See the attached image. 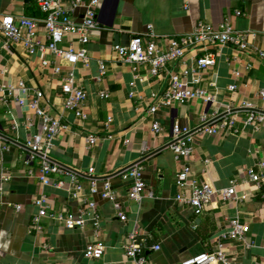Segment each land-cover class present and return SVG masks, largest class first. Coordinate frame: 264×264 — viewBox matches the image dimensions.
Here are the masks:
<instances>
[{
	"label": "crops",
	"instance_id": "obj_1",
	"mask_svg": "<svg viewBox=\"0 0 264 264\" xmlns=\"http://www.w3.org/2000/svg\"><path fill=\"white\" fill-rule=\"evenodd\" d=\"M0 14L42 15L35 0H0ZM80 15L79 10L74 16L78 19ZM224 19L254 36L249 38L247 50L212 49L216 63L201 72V86L213 100L175 102L150 114L151 93L166 88L173 66L169 64L153 76L147 65L122 62L113 46L127 44L133 34L145 32L151 25L158 46L166 48L170 38L189 33L199 20L216 26ZM97 21L98 28L90 32L87 43L89 61L74 69L86 92L83 119L64 108L63 72L54 74L51 68L39 65L40 58L62 65L61 58L48 51L29 56L20 45L0 50V84L13 88L7 101L0 102V264H126L123 245L131 232L148 245H159L157 250H144L145 264H181L213 250L218 242L231 264L263 262L264 181L257 187L246 171L264 159V121L245 124L244 118L249 112L264 111V58L255 54V50L264 51V0H104L97 8ZM68 43L77 44L76 38L67 37L64 45ZM195 53L186 52L190 66ZM99 61L105 64L100 80L96 78ZM20 81L24 90L18 86ZM35 91L42 92L38 106L68 125L47 140L48 144L42 119L30 106ZM226 106L230 107L228 117L234 116L236 131L195 134L188 164L191 179L206 181L215 189L226 188L235 179L237 198L215 194L196 215L189 204L176 200L178 193L188 194L189 188L177 185L182 161L170 149L172 127H192L201 113L210 115ZM153 120L160 126L156 133ZM89 133L97 136L91 146L86 142ZM35 135L43 149L33 154L27 143ZM32 154L30 165H25ZM45 157L62 168L61 174L50 175L49 184L39 179ZM137 162L143 166L145 182L139 201L128 198L131 181L124 177ZM71 174L82 191H73ZM59 180L60 186L56 184ZM92 181L98 188L102 182H110L115 200L125 210L124 221L117 217L111 200L90 193ZM41 195L46 197L48 212L63 218L77 219L84 214V196L94 201L100 214L97 233L89 221L69 228L65 220L49 216L41 218L40 228L35 227L31 219L38 207L33 200ZM16 205L21 208L16 210ZM232 217L243 225L242 240L220 237ZM97 239L105 245L102 256L86 258V245Z\"/></svg>",
	"mask_w": 264,
	"mask_h": 264
},
{
	"label": "built area",
	"instance_id": "obj_2",
	"mask_svg": "<svg viewBox=\"0 0 264 264\" xmlns=\"http://www.w3.org/2000/svg\"><path fill=\"white\" fill-rule=\"evenodd\" d=\"M104 0H35L37 9L41 16L32 17L26 15L0 14V50L11 48L15 45L22 46L24 52L29 56L42 55L50 52L54 57L61 58L63 64H57L46 58H40L39 65L43 68L49 67L54 74L63 72L61 82V92L64 96V108L73 112L74 116L79 119L85 118L83 104L86 99V92L77 80L74 69L76 65L82 63L86 65L89 61L87 43L90 32L98 28L97 8ZM81 11L77 19L74 15ZM239 15L238 10L235 11ZM74 36L77 44L68 43L64 45L67 37ZM254 33L239 31L233 27L230 20L224 19L218 25H213L207 21H197L192 30L181 36L170 38L166 48H161L157 44V35L152 31V26L148 25L145 32L133 34L127 44H115L113 46L119 59L124 63H135L147 65L149 73L153 76L159 75L167 66L171 64L173 69L168 72V84L165 89L159 93H151V104L148 112L154 114L159 108L170 106L175 102H184L192 99H201L204 102H211L213 95L201 86V72L216 63L213 48L231 46L237 50L250 49L249 38ZM196 52L193 56L194 65L187 64L186 52ZM259 58H264L263 50H255ZM177 68L178 70H176ZM98 76L100 80L105 74V64L98 62ZM18 86L24 90L22 81ZM231 89L234 86H230ZM13 88H4L0 84V102H6L12 94ZM101 96H106L100 92ZM132 95V92L130 93ZM42 96L41 91H35V97L30 102L34 112L42 119V134L48 144L53 136L65 130L68 125L61 118L54 116L49 109L45 110L38 106V100ZM22 103V100L19 99ZM230 107L226 106L224 110H213L210 115L201 113L198 117L197 124L188 126L172 127V139L170 149L175 159L182 161L180 169L176 173L177 185L181 189L189 188V193L180 192L176 195V200L189 204L196 215L200 214L208 205L213 195L218 194L223 199H236V180H230L228 187L215 189L208 182H198L190 178V166L188 159L192 153V144L195 134H217L221 131H236L234 128V116H229ZM254 120L264 121V111L259 113L249 112L244 118L245 124H250ZM110 118L107 119V122ZM153 131L156 133L160 130L157 121L153 120ZM40 137L35 135L28 141L27 145L34 154L43 149L40 143ZM97 136L89 133L86 136V142L89 146L93 145ZM30 156L24 163L30 165L33 158ZM256 168H248L246 171L247 178L257 187H261L264 181V159L257 162ZM92 169H89V172ZM30 173V169H28ZM62 168L46 157L41 161L39 179L43 184L51 183V174H61ZM124 177L131 181L127 191L129 199L139 201L145 192V182L143 179V166L139 162L130 166L124 173ZM72 188L75 193L82 191V187L76 176L71 174ZM62 185V181L56 182ZM91 194H98L102 199H109L113 202V207L119 220L126 219L125 210L122 204L115 200V192L109 181L102 182L98 188L95 181L89 186ZM149 195L151 192L148 193ZM86 210L79 218H63L55 216L48 212L46 197L41 195L33 200L38 207L36 214L32 217V224L40 228L42 217H57L65 220L69 228L83 226L89 221L97 233L100 221V214L96 210L94 201L89 200L86 196L83 198ZM16 210L21 208L15 206ZM223 239L235 238L242 240L244 237V228L237 217L229 220V228L220 234ZM104 243L97 239L88 243L84 249V256L88 259L100 258L103 254ZM146 248L157 250L158 244L148 245L144 238L135 232L128 234L127 241L123 245L126 264H145L146 257L144 250ZM181 264H231V259L224 250L221 242L211 251L202 252L184 260ZM259 264H264L260 262Z\"/></svg>",
	"mask_w": 264,
	"mask_h": 264
}]
</instances>
